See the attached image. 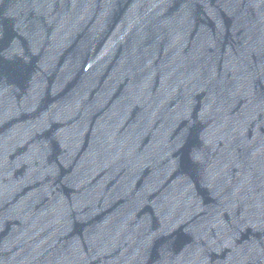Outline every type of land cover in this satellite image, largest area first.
Returning <instances> with one entry per match:
<instances>
[{"label": "water", "instance_id": "water-1", "mask_svg": "<svg viewBox=\"0 0 264 264\" xmlns=\"http://www.w3.org/2000/svg\"><path fill=\"white\" fill-rule=\"evenodd\" d=\"M0 264H264V0H0Z\"/></svg>", "mask_w": 264, "mask_h": 264}]
</instances>
